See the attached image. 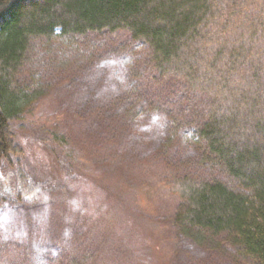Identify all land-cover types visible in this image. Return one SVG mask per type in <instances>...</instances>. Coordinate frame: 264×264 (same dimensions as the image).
I'll return each mask as SVG.
<instances>
[{"label": "rangeland", "instance_id": "374dc122", "mask_svg": "<svg viewBox=\"0 0 264 264\" xmlns=\"http://www.w3.org/2000/svg\"><path fill=\"white\" fill-rule=\"evenodd\" d=\"M121 34L31 43L17 81L42 88L47 99L11 122L22 152L0 171V264H64L71 255L97 264H226L225 253H211L177 227L180 198L165 181L191 169L243 191L210 165L194 167L201 159L191 124L206 120L209 101L198 94L183 102L181 81L145 69L146 49ZM117 91L122 107L111 121L119 126L124 111L127 119L111 140L109 125L93 135L86 115L64 113L83 94L92 95L93 109ZM53 114L79 162L48 140Z\"/></svg>", "mask_w": 264, "mask_h": 264}, {"label": "trees", "instance_id": "16d2710c", "mask_svg": "<svg viewBox=\"0 0 264 264\" xmlns=\"http://www.w3.org/2000/svg\"><path fill=\"white\" fill-rule=\"evenodd\" d=\"M120 33L146 49L151 64L145 69L181 81L183 102L206 97V120L191 124L198 127L191 139L201 159L194 167L210 165L243 190L197 170L167 176L180 198L175 224L211 253H225L226 264H264V0H0V171L22 152L11 122L40 111L47 99L42 88L17 81L31 43ZM111 94L93 109L92 95L83 94L84 101L64 113L86 115L93 135L109 125L111 140L127 119L124 111L119 126L111 121L124 93ZM55 116L48 140L79 162L74 140ZM85 262L97 264L91 255H71L64 264Z\"/></svg>", "mask_w": 264, "mask_h": 264}]
</instances>
